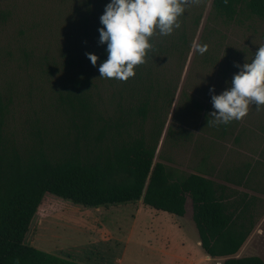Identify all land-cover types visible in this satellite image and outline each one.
I'll return each mask as SVG.
<instances>
[{
    "label": "rangeland",
    "instance_id": "1",
    "mask_svg": "<svg viewBox=\"0 0 264 264\" xmlns=\"http://www.w3.org/2000/svg\"><path fill=\"white\" fill-rule=\"evenodd\" d=\"M108 3L0 0V97L8 106L7 136L22 151L43 147L61 155L64 141L75 135L62 109L81 85L103 124L132 121L133 134L142 128L148 138L163 132L156 162L256 197V228L237 257L264 260V107L250 105L243 120L228 125L209 118V87L221 94L239 71L234 65L254 59L264 46V21L228 22L215 12L213 0H187L180 27L167 36L157 30L150 38L152 47L135 77L101 79L107 46L99 43L100 17ZM202 44L208 45L204 55L197 50ZM88 53L99 57L96 66ZM145 100L150 106L141 124ZM246 169L245 185L234 184ZM27 244L78 264L226 260L211 259L202 249L191 200L187 215L179 218L142 203L90 209L48 194Z\"/></svg>",
    "mask_w": 264,
    "mask_h": 264
},
{
    "label": "trees",
    "instance_id": "2",
    "mask_svg": "<svg viewBox=\"0 0 264 264\" xmlns=\"http://www.w3.org/2000/svg\"><path fill=\"white\" fill-rule=\"evenodd\" d=\"M213 8L228 22L246 17L264 21V0H213ZM80 86L62 109L75 135L64 141L58 156L43 147L22 151L9 139L8 106L0 97V264H78L27 244L48 194L90 209L142 203L179 218L187 215L191 200L193 221L208 257L226 259L223 264H264L257 256L237 257L256 228V197L204 174H187L156 162L163 132L148 138L142 128L133 134L132 121L103 124ZM149 106L145 100L139 108L141 124ZM249 173L246 169L233 183L244 186Z\"/></svg>",
    "mask_w": 264,
    "mask_h": 264
},
{
    "label": "clouds",
    "instance_id": "3",
    "mask_svg": "<svg viewBox=\"0 0 264 264\" xmlns=\"http://www.w3.org/2000/svg\"><path fill=\"white\" fill-rule=\"evenodd\" d=\"M187 0H110L100 17L99 43L107 46V59L99 64L101 79L127 81L135 77L134 69L143 63L151 49L150 38L158 30L167 36L180 27L178 18L184 13ZM198 52L204 55L208 45L202 44ZM93 66L99 60L86 54ZM238 68L231 82L221 94L209 87L213 111L211 122L217 126L243 120L249 106L257 110L264 107V46L258 47L254 59ZM209 122V119H208Z\"/></svg>",
    "mask_w": 264,
    "mask_h": 264
},
{
    "label": "crops",
    "instance_id": "4",
    "mask_svg": "<svg viewBox=\"0 0 264 264\" xmlns=\"http://www.w3.org/2000/svg\"><path fill=\"white\" fill-rule=\"evenodd\" d=\"M188 206V205H187ZM193 207V206H192ZM242 251V250H241ZM210 258V257H209Z\"/></svg>",
    "mask_w": 264,
    "mask_h": 264
}]
</instances>
